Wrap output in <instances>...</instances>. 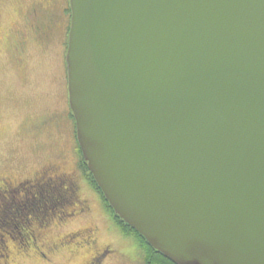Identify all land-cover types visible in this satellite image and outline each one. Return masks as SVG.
I'll return each instance as SVG.
<instances>
[{"label":"water","instance_id":"1","mask_svg":"<svg viewBox=\"0 0 264 264\" xmlns=\"http://www.w3.org/2000/svg\"><path fill=\"white\" fill-rule=\"evenodd\" d=\"M70 2V105L115 213L175 264H264V0Z\"/></svg>","mask_w":264,"mask_h":264},{"label":"flooded vegetation","instance_id":"2","mask_svg":"<svg viewBox=\"0 0 264 264\" xmlns=\"http://www.w3.org/2000/svg\"><path fill=\"white\" fill-rule=\"evenodd\" d=\"M2 15L0 10V35ZM71 20L70 0L35 2L17 14L6 39L2 34L5 45L0 36L4 49L21 59L30 43L55 56L59 52L63 67L59 80L61 88L53 95L55 107L24 127V135L36 144L37 166L19 175L10 171V166L0 159V215L9 201V213L26 218L21 228L24 254L33 249L48 261L62 251H69L84 255L82 264H105L110 259L133 254L129 252L131 243L128 240L133 235L125 233L122 223L94 184L79 145L69 100L66 62ZM4 143L1 146L8 142L4 140ZM46 150L49 155L44 157ZM86 218L88 222L84 221ZM103 223L128 241L126 250L114 241H101L100 225ZM54 231L58 234L52 238L49 235ZM5 234L10 236L11 232L6 229Z\"/></svg>","mask_w":264,"mask_h":264},{"label":"rangeland","instance_id":"3","mask_svg":"<svg viewBox=\"0 0 264 264\" xmlns=\"http://www.w3.org/2000/svg\"><path fill=\"white\" fill-rule=\"evenodd\" d=\"M43 1L45 0H0V10L3 12L1 35L7 34L20 11H25L31 3ZM4 36L2 35L5 45L7 35L5 39ZM4 45L0 41V159L10 166V171L25 175L37 166L39 155L36 144L24 135V127L55 107L56 101L53 95L58 92V88H61L59 80L63 74V67L59 52L55 56L30 43L24 58L21 59L12 51L5 50ZM4 140L8 143L1 146ZM47 154L49 155L46 150L42 156L46 157ZM88 220L89 218H86L84 221L88 222ZM2 221H5V226L14 236V239L8 237L3 242L0 241V247L6 250V256L3 257L4 264L84 263V255H74L69 251H62L48 261L40 258L33 249H30L28 254H24L19 218L0 217V224ZM100 226L103 243L114 241L122 249H127L128 241H125L121 235L110 230L105 223ZM57 234L58 231H54L49 236L55 238ZM128 240L131 243L129 252L133 254L110 259L105 264H144L139 241L135 236H131Z\"/></svg>","mask_w":264,"mask_h":264},{"label":"trees","instance_id":"4","mask_svg":"<svg viewBox=\"0 0 264 264\" xmlns=\"http://www.w3.org/2000/svg\"><path fill=\"white\" fill-rule=\"evenodd\" d=\"M91 176L93 178V182L96 185V187L98 189H100V187L98 186L97 182L95 181L92 173ZM101 190V189H100ZM102 192V190H101ZM103 194V192H102ZM104 197V195H103ZM105 201L107 202L109 208L111 209V211L114 213V215L119 219V222L122 223L123 228L125 233L128 234H132L133 236L136 237V239L139 241L140 245H141V249L143 251V257H144V262L146 264H175L170 258L166 257L164 254H162L161 252L157 251L155 248H153L148 241L145 239L144 236H142L135 228H133L132 226H130L129 224H127L123 219H121L113 210V208L110 206L109 202L106 200V198L104 197ZM12 205V204H11ZM5 208L3 209V213L0 215V217L2 218H6L11 216L14 217L15 219L19 218V225H20V229L22 227H24L25 223H26V218L22 215L20 216H16L13 214H10L9 212V201H6V205L4 206ZM7 208V209H6ZM15 209V208H13ZM20 213H23L22 211ZM17 217V218H16ZM12 219V218H10ZM5 220V219H3ZM7 220V219H6ZM2 224H0V241L3 242L6 238L10 237L11 239H14L13 234H10V236H5V230L7 229V227L5 226V221L1 222ZM6 227V228H5ZM8 231H10L8 229ZM11 232V231H10ZM21 235L22 232H20ZM24 237V235H23ZM1 244V243H0ZM6 256V250H4V247H0V264H4L3 263V257Z\"/></svg>","mask_w":264,"mask_h":264}]
</instances>
